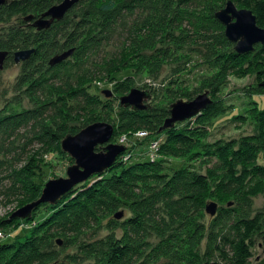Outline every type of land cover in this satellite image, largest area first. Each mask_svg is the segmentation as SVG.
<instances>
[{
    "label": "trees",
    "instance_id": "16d2710c",
    "mask_svg": "<svg viewBox=\"0 0 264 264\" xmlns=\"http://www.w3.org/2000/svg\"><path fill=\"white\" fill-rule=\"evenodd\" d=\"M58 1L4 0V3L0 4V51L7 53L5 60L7 61L12 59L15 50H34L29 59L22 62L23 69L18 83L19 86L26 88L29 97L39 102L34 109L24 110L15 118L10 119V116L0 118V142L7 131L13 132L31 122L32 141L38 147L33 157L7 176L11 194L25 195L27 199L39 198L42 187L32 182V176L38 169L37 156L41 153L49 154L61 150L60 142L68 130L66 127L69 122L63 115L66 114L67 109H71L73 101H75L74 110L85 117L80 122L81 128L97 122L112 125L113 136L110 143L116 144L122 135L146 131L152 133L146 138L147 141L155 137L163 138L159 148L163 154L175 156L172 147L183 151L193 150L194 134L191 135L193 131L186 124L183 125L186 121L159 132L163 122L169 117V107L147 105L146 110L134 111L118 105L116 120H112L107 113H103L114 108L109 98L107 104L101 105L93 100L86 90L73 92L71 87L75 86L73 83L77 84L80 80L89 82L96 76L97 68H88L91 74L86 73L82 68L87 65V57L94 53L90 50H97L99 47L92 36L108 34L110 29L108 23L114 24L113 19H118L120 12L129 14L143 4L154 7L155 18L149 16L142 22L144 27L147 25L146 34L137 30L136 26L133 36L137 31L138 34L133 39V47L151 50L152 55L148 57L149 64H156L162 58L161 49L157 48V44L184 46L200 42L208 43L214 37L212 30L215 25L220 27V32L223 30L220 33L222 41L226 45H233L225 38L224 27L213 16L229 0H85L83 3H88L91 10L84 11L81 19L77 21L70 19L76 5L60 21L54 22L46 30L37 31L31 27L29 21H25L28 16L37 19ZM230 1L238 9L250 10L255 17L256 25L264 29V0ZM197 9L204 16L189 12ZM171 13L172 17H170ZM161 15L162 18L158 20ZM202 18L208 20L205 22L206 26ZM154 19H156L155 25H153ZM12 21H15V24L7 27ZM184 22L191 25V30L185 31L187 36L182 40L166 42L163 38L164 34L157 33L165 29H168L169 35H173L176 31L183 32ZM131 32L133 31L129 34ZM70 49L74 51L68 59L53 67L48 65L50 57ZM254 51L246 55H237L234 51L233 56L245 59L258 53L264 58V45L255 46ZM257 63L262 69L256 72L255 86L258 88L257 92L264 95V85H262L264 60L259 59ZM66 65L75 68H65ZM72 69L75 70L74 80L70 74L60 75V70L68 73L67 71ZM129 89L131 86L127 82L117 86L115 93L125 96ZM51 91L57 92L54 100L51 98ZM45 92L50 97L46 102ZM186 97L192 100L191 95ZM208 110L209 107L203 112L206 114ZM49 113L54 115L49 116ZM219 114L221 111L212 112L203 122H209ZM201 115L202 113L199 116ZM261 118V124L264 126V117ZM75 133L71 131L67 135H75ZM259 143L256 136H246L241 139L243 147ZM95 151H101V147H96ZM124 152L116 159L112 168L104 171L114 174L99 181L98 187L94 190L78 195L75 205H64L63 202H58L56 205L41 204L34 210L32 214L43 206L54 209L56 207L45 223L28 230V233L16 242L0 246V264H60L56 251L47 252L50 244L56 238L70 243L71 239L74 240L77 236L87 233L88 227L99 228L103 221H106L110 231L119 228L121 235L117 238L112 233L101 242L102 246L97 250L98 252L93 250L90 252L88 259H99L96 264H156L160 258L168 261L167 264H250L252 239L258 234L264 239V216L257 214L250 217L240 211V208L238 211L235 207L231 211L219 209L216 218L207 227L195 223L205 216L202 213L205 197L214 198L208 178L190 167L166 174L161 171L157 162L146 161L123 167L125 164L120 160ZM0 156L3 158V153H0ZM200 156L201 153L195 151L190 153L189 157L190 160H194ZM240 163L241 161H238L236 165ZM246 170L247 167L243 166V171ZM233 175V168H228L225 176L228 185L221 183L219 186H222V193H234L237 196L235 199L239 207H248L249 200L264 194V165L252 167L246 174L248 177L246 181L242 178L237 180ZM96 176L93 175L87 181ZM79 185L60 199L69 196ZM219 186L217 184L215 189H219ZM120 202L131 208L133 216L118 223L111 218V215L120 206L122 207ZM32 214L29 219L24 220L5 219L0 223V229L8 228L15 223H18V227L20 223L29 224ZM190 224L192 230L189 229ZM153 235L161 238L155 246L149 242V238ZM203 237L206 245L201 256L198 248Z\"/></svg>",
    "mask_w": 264,
    "mask_h": 264
},
{
    "label": "rangeland",
    "instance_id": "374dc122",
    "mask_svg": "<svg viewBox=\"0 0 264 264\" xmlns=\"http://www.w3.org/2000/svg\"><path fill=\"white\" fill-rule=\"evenodd\" d=\"M61 1L59 0L54 5L59 4ZM84 1H79L75 9L72 10L71 21L81 19L84 11L90 12V5L83 3ZM153 9V6L143 4L129 14L120 12L118 19H113L114 24L108 23L110 25L108 34L103 36L99 34L93 35L92 38L98 42L99 47L97 50H90L94 53L87 57V65L82 68L89 74L91 72L87 70L88 68H97L96 76L89 82L80 80L77 84L73 83L75 86L71 87V91L86 90L89 96L101 105L109 102L103 92L106 90L110 91L112 96L109 99L113 102L114 108L103 113H107L112 120H116L117 106L119 105V98L122 96L115 93V88L127 82H129L131 89H138L150 94L151 97L145 102L146 105L161 108H170V105L177 101H191L186 97L188 95H191L193 100L198 95L207 93L211 101L208 106L209 112L205 114L202 111L201 116L193 117L183 124H186L193 131L191 135L194 134L192 137V140H194L192 148L194 149L183 151L172 147L175 156L163 154L161 153L163 151L161 150L160 152L159 149L158 157L153 162H157L161 171L166 174L190 167L208 178L214 198L205 197L202 212L205 216L196 220L195 223H200L207 227L216 218L219 209L231 211L235 207L238 208V211L240 208V211L247 213L250 217H254L257 214L264 216V194L249 200L247 203L248 207L245 206L244 208L239 207L234 193H222V186H219L221 183L228 185V182H225L228 168H233L234 178H237V180L242 178L243 181H246L248 179L246 174L250 172L252 167L264 165V128H262L263 125L261 124V117H264V95L257 92L258 88L255 86L256 72L262 69L257 62L259 59L264 60V58L258 53H253L254 56L245 59H238L233 56L234 45H226L222 41L220 33L223 30L220 32V27L215 25L214 28L212 27L214 37L208 43L200 42L184 46L168 43L162 46L157 44V48L161 49V61L156 64H149L148 57L152 55V51L137 48V46L133 47V39L136 38L138 31L135 36L133 35L136 26L137 30H141L140 32L146 34L147 25L144 27L142 22L149 16L154 17ZM189 12L204 16L198 9L195 11L189 10ZM170 17H172V13ZM121 18L122 21H120ZM161 18L162 15L158 20ZM155 21L156 19L153 20V25H155ZM202 21L205 23L208 20L202 18ZM11 24H15V21H12L7 27L12 26ZM182 28L183 32L176 31L173 35H169L168 29L157 31V33L161 32L164 34L163 38L166 42H177L187 36L185 31L191 30V25L184 22ZM130 31L133 32L129 34ZM17 51L20 50H15L13 54ZM65 68L75 67H67L66 65ZM22 69L23 63L15 64L12 56L11 60L5 61L3 69L0 70V118L8 116H10V119L12 117L15 118L18 113L34 109L36 104L39 103L36 99L33 100L29 97L25 87L19 86L18 78L22 74ZM67 72L60 70V75L70 74L74 80L73 74L75 70L72 69ZM87 79L85 78V80ZM131 89L124 95H127ZM51 93V98L54 100L57 92L51 91ZM44 95H46V92ZM46 96L44 97L45 102L50 98L48 95ZM73 102L71 109H67L66 114L63 112L65 115L61 113L69 121L66 127L68 130L63 137H66L71 131L77 134L83 129L80 127V122L85 117L74 110L75 101ZM220 111L221 114L211 121L203 122L204 118L210 113H219ZM54 114L49 113L48 115ZM148 134V136H151L152 133L148 132ZM32 135V124L30 122L26 126L22 125L20 129H15L13 132L7 131L6 135L1 137L0 153H3L4 157L1 158L2 156H0V223L5 219H9L10 215L17 209L37 200V197L27 199L25 195H12L10 192V181L7 179L11 172L21 168L29 158L35 155L34 153L38 147L34 145ZM132 135L134 133L126 136L128 141L132 142L131 153L135 155L133 157L129 155V158L122 162L125 164L123 167L148 161L146 157L142 159L136 154L147 153L151 139L149 141H147L148 139H136ZM246 136H256L260 143L243 147L241 139ZM153 139H156V137ZM195 151L200 152L201 156L190 160V153ZM238 161H241V163L236 165ZM73 164L74 161L62 150L53 151L49 154L41 153L37 156L38 169L35 175L32 176V182L43 188L50 180L66 178V170ZM243 166L247 167L245 172L243 171ZM112 174L114 172H103V174L85 181L69 196L60 199L58 202H63L64 205H75L78 195L94 190L98 187L97 183L99 181L110 177ZM234 182L238 183V181H232V183ZM217 184L219 189H215ZM209 203L217 205L216 214L213 217L206 212V206ZM55 209L46 206L40 207L36 213L32 214L29 224L20 223L18 227V223H15L8 228L0 229V235H2L0 236V246L16 242V240L25 236L28 230L45 223ZM119 212H122V218L120 220L114 219V214ZM131 216H133L131 208L129 209L127 206L122 205L111 215V218L119 223ZM189 229L192 230L191 224ZM112 233L117 238L121 235L119 228L110 231L107 228L106 221H103L99 228L88 227L87 233L77 236L74 240L71 239L70 243L61 238H56L48 247L47 252L56 251L60 264H96L99 259H88L90 252L92 250L98 252L97 250L102 246L101 242L105 241ZM160 240L161 238L155 235L149 238L152 246L158 244ZM56 241H60L61 244H56ZM252 242L250 264H264V239L258 234L252 239ZM205 245V237H203L198 248V253L201 256L205 251ZM167 262L165 259L162 260L160 258L156 264H167Z\"/></svg>",
    "mask_w": 264,
    "mask_h": 264
},
{
    "label": "water",
    "instance_id": "95a60500",
    "mask_svg": "<svg viewBox=\"0 0 264 264\" xmlns=\"http://www.w3.org/2000/svg\"><path fill=\"white\" fill-rule=\"evenodd\" d=\"M79 0H62L59 4L53 5L37 19L28 16L25 21L32 22L31 27L37 31L49 29L50 26L60 21L64 15ZM4 0H0L3 4ZM214 18L224 27V36L228 42L234 45L237 55H246L254 51L255 46L264 45V29L256 25L252 12L248 9H238L232 1H227L225 6L214 14ZM73 49L53 56L48 65L53 67L68 59L73 54ZM34 50H20L13 54V62L18 64L24 62L33 54ZM7 53L0 51V70L3 69ZM264 85V83L262 84ZM105 97L109 98L112 93L104 91ZM150 94L138 89H131L130 92L119 98V105L131 108L134 111L147 109L145 102L150 99ZM211 101L207 93L198 95L191 101H177L170 105L169 117L165 119L159 129L162 132L173 128L176 123H181L199 116ZM113 136V127L105 122H97L88 125L75 135H67L60 142L62 152L67 154L74 164L67 168L66 178H58L48 181L42 188L41 194L36 201L14 211L9 219H29L34 210L41 204L56 205L61 197L75 186L84 183L93 175H98L112 168L116 159L125 151V147L110 143ZM100 146L101 151L96 152L95 148ZM217 205L209 203L206 212L213 217L216 214ZM122 212L114 214L113 218L120 220ZM60 245V241H56Z\"/></svg>",
    "mask_w": 264,
    "mask_h": 264
},
{
    "label": "built area",
    "instance_id": "2783aa9c",
    "mask_svg": "<svg viewBox=\"0 0 264 264\" xmlns=\"http://www.w3.org/2000/svg\"><path fill=\"white\" fill-rule=\"evenodd\" d=\"M148 132H144V131H138L136 133H134V138L136 137V139H146L148 138ZM163 142V138L162 137H157L156 139L151 140L150 145L148 146V152L147 153H137L136 155L141 157L143 159V157H146L148 159L149 162H153L155 161L154 159H156L158 157L157 153L159 151V148L161 146V143ZM131 143L130 141H128L127 136L126 135H122L119 137L116 145H121L125 147V152L124 154L121 156V162L126 161L129 158V155L131 157H133L135 154L131 153L132 147H131ZM129 149V151H128ZM141 154H143L141 156ZM2 236V235H0Z\"/></svg>",
    "mask_w": 264,
    "mask_h": 264
}]
</instances>
